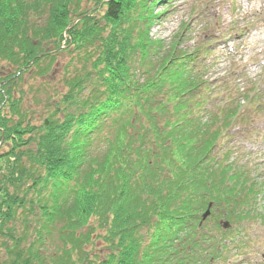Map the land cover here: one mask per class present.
Instances as JSON below:
<instances>
[{
    "label": "trees",
    "instance_id": "trees-1",
    "mask_svg": "<svg viewBox=\"0 0 264 264\" xmlns=\"http://www.w3.org/2000/svg\"><path fill=\"white\" fill-rule=\"evenodd\" d=\"M51 1L45 27L21 14L6 19L10 24L0 21V58L8 70L0 78V110L11 113L0 125V185L6 193L0 264L227 261L225 241L238 231H225L222 220L241 227L259 188L244 183L248 170L224 153L245 108L233 86L214 89L206 78L210 49L184 48L187 23L169 43L151 37L158 15L130 17L145 0H108L104 21L86 26L83 34L86 14L68 21L70 9ZM57 28L73 37L65 48L81 66L64 72L61 96H38L27 104L15 88L37 71L54 74L63 48L42 47L59 36ZM41 107L43 118L35 124L31 118ZM210 203L212 214L204 221ZM55 236L61 253L53 249ZM96 243L103 259L87 250Z\"/></svg>",
    "mask_w": 264,
    "mask_h": 264
},
{
    "label": "rangeland",
    "instance_id": "rangeland-1",
    "mask_svg": "<svg viewBox=\"0 0 264 264\" xmlns=\"http://www.w3.org/2000/svg\"><path fill=\"white\" fill-rule=\"evenodd\" d=\"M21 1L22 4H20ZM55 1L58 7L64 3V6L70 9V12L67 13L68 21H74L77 16L86 14L85 25L79 34L85 32L86 26L90 27L94 23L104 21L106 8L104 4L108 2V0ZM141 3L139 6L135 5L133 9L131 8L130 17L137 18L143 15V19L147 20L152 11L154 15H158L159 19L155 20L150 30L151 37L169 43L187 23L191 27L185 39L187 42L184 48H193L195 45L201 46L205 35L209 32H218L216 39L213 37L211 42L215 49V56L214 65L209 74L211 80L216 82V89L222 83L232 81L238 89L247 90L258 87L264 90V0H145ZM52 9L51 0H0V21L10 24L13 20L6 19L12 15L21 14L27 17L32 24L45 27L50 20ZM206 28L209 29V32H206ZM57 29L59 36L54 38L52 43L47 42L42 47L43 51H50L58 46L63 48L53 67L54 74H49L51 77H42L37 71L27 75L24 81L15 88L19 95L25 94L27 104L32 103L38 96L43 98L46 95H52L57 98L59 93L66 92L62 82L64 72L68 69L74 71L81 66L82 61L75 57L73 50L65 48L68 40H73V37H70L68 32ZM210 60L208 58L207 63ZM6 75H8L7 65L0 58V78H4ZM237 94H235V98L243 96ZM262 97L264 101V93ZM243 104L247 108V102L243 101ZM25 108L23 107V109ZM40 110L42 107L38 108L37 113L34 111L35 114L31 118L35 124L40 123L43 118V112L41 113ZM10 116L9 108H2L0 110V125L3 126ZM229 133V137L226 138V144L229 145L227 149L232 151L234 161H238L239 165L246 167L250 174L247 176L250 183H255L260 191L252 202L248 203L249 218L240 224L246 228V236L241 235L244 237L241 238L236 233V239L231 241V238L227 239L225 242L230 248L228 260H219L216 264H264V106L262 113H248L246 109L244 120L237 119L232 124ZM3 141L4 137L1 145ZM1 150L5 152L4 149ZM2 164H5V161L0 159V167ZM242 181L247 183L248 179ZM3 191L4 189L0 185V203L6 195ZM35 198L34 196L33 199ZM38 219L39 212L37 210V213L32 214L29 218L31 229L35 227ZM223 220H228L231 223L230 229H235L234 232L238 231L239 233V228L233 221L226 217ZM20 223L18 226L22 230L24 227ZM1 240L0 237V242ZM51 241L53 249L59 247V253H61L62 244L59 237L55 236ZM239 241H243L241 243L245 246L237 245ZM96 244L89 245L93 247L88 246L87 250L92 249L94 259H103L104 251L99 243ZM236 246H239L240 249H236ZM51 251L49 252L52 253ZM3 257L4 250L0 247L1 260Z\"/></svg>",
    "mask_w": 264,
    "mask_h": 264
},
{
    "label": "water",
    "instance_id": "water-1",
    "mask_svg": "<svg viewBox=\"0 0 264 264\" xmlns=\"http://www.w3.org/2000/svg\"><path fill=\"white\" fill-rule=\"evenodd\" d=\"M211 207V206H210ZM210 214V210L207 211V213L204 215V219H206V217ZM225 227H228V224H226Z\"/></svg>",
    "mask_w": 264,
    "mask_h": 264
}]
</instances>
